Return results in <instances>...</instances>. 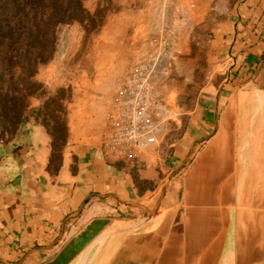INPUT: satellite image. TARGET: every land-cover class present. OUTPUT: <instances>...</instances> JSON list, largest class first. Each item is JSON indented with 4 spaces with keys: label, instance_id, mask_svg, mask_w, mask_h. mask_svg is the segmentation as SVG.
Returning <instances> with one entry per match:
<instances>
[{
    "label": "crops",
    "instance_id": "crops-1",
    "mask_svg": "<svg viewBox=\"0 0 264 264\" xmlns=\"http://www.w3.org/2000/svg\"><path fill=\"white\" fill-rule=\"evenodd\" d=\"M159 1H148L155 25L136 20L119 45L105 25L83 57L59 51L39 69L51 90L72 87L67 141L56 160L37 95L15 137L0 135V264H264V0H241L216 30L206 79L219 87L203 89L183 139L158 141L138 164L102 150L123 65L166 24L185 49L175 2L192 0Z\"/></svg>",
    "mask_w": 264,
    "mask_h": 264
},
{
    "label": "rangeland",
    "instance_id": "rangeland-1",
    "mask_svg": "<svg viewBox=\"0 0 264 264\" xmlns=\"http://www.w3.org/2000/svg\"><path fill=\"white\" fill-rule=\"evenodd\" d=\"M86 1L88 0L84 1V5ZM148 1H137V9L134 12L129 11L134 9V4L130 0H114V2L111 0H100L101 8L94 15L86 8L89 16H83L79 21L61 25L56 29V51L49 62L57 60L59 51H61L59 56L64 55L65 58L69 54L71 57L75 55L83 57L85 52L93 50L92 48L96 43L95 40L97 37L99 38V31L105 25H111L110 29H108V35L116 41L115 44L119 45L120 36L125 33L127 28L132 29V23L136 20L146 19L150 15L148 8H152V4ZM123 2L125 5H123ZM240 2L241 0H192L188 9H185L186 7L181 2H175V6L180 10L182 9L185 13V16H182V19H185L182 26L185 28L183 32L181 30L180 38V42L185 46V49L174 53L172 73L155 84L156 95L164 107L157 116L161 128L158 141H163L168 147L179 142L187 134L192 116L195 115L197 109H200V96L203 95V89L212 87L214 92L216 89L218 90L219 86L213 87L206 79L208 75L206 64H209L210 59L213 57L210 54L209 47L215 40L216 30L236 16L235 13ZM160 3L159 0H156L154 4L155 10L159 8ZM124 8L128 10H123ZM150 16L152 17V14ZM201 17L203 19L202 22L199 21ZM150 23L152 26L155 25V18L152 17L149 21ZM152 29L154 28L152 27ZM150 34L147 44L156 35L154 33ZM133 61L130 64L127 61L123 65L125 70L122 73V77L130 69ZM43 66H40V68ZM119 69L116 70V75L114 74L116 77L121 75V73H118ZM122 77L113 81L116 83V88H118ZM35 81L42 85L36 95L44 98L45 102L50 103L49 114L58 115L62 120H65V115L61 114L60 109H58L53 100L59 97V99L63 98L67 101L72 95V87L63 86L56 90H51L48 85L36 79ZM114 88L115 85L112 83L106 86V92L113 94ZM115 90L117 91V89ZM65 101H63L64 106ZM65 109L67 113V106H65ZM6 137L9 140L12 139L11 135L1 138L4 141Z\"/></svg>",
    "mask_w": 264,
    "mask_h": 264
},
{
    "label": "trees",
    "instance_id": "trees-1",
    "mask_svg": "<svg viewBox=\"0 0 264 264\" xmlns=\"http://www.w3.org/2000/svg\"><path fill=\"white\" fill-rule=\"evenodd\" d=\"M85 0H0V135L15 137L28 120V100L42 87L35 77L54 56L56 29L89 16ZM63 98L53 102L66 115ZM50 103L40 112L54 137L53 148L61 158L68 128L60 116L50 115ZM53 123V124H52Z\"/></svg>",
    "mask_w": 264,
    "mask_h": 264
},
{
    "label": "built area",
    "instance_id": "built-area-1",
    "mask_svg": "<svg viewBox=\"0 0 264 264\" xmlns=\"http://www.w3.org/2000/svg\"><path fill=\"white\" fill-rule=\"evenodd\" d=\"M176 35L170 24L164 25L119 82L102 142V150L118 160L138 164L140 154L158 142L157 116L164 107L155 84L172 73Z\"/></svg>",
    "mask_w": 264,
    "mask_h": 264
}]
</instances>
